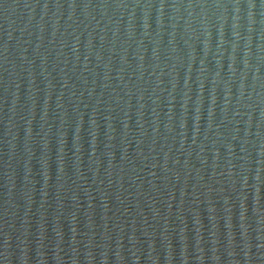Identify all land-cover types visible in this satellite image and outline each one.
<instances>
[{"label": "water", "instance_id": "obj_1", "mask_svg": "<svg viewBox=\"0 0 264 264\" xmlns=\"http://www.w3.org/2000/svg\"><path fill=\"white\" fill-rule=\"evenodd\" d=\"M0 264H264V0H0Z\"/></svg>", "mask_w": 264, "mask_h": 264}]
</instances>
